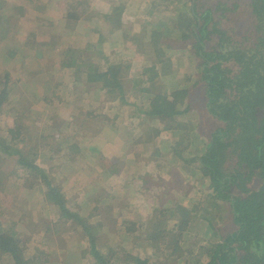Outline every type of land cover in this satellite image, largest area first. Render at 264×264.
Listing matches in <instances>:
<instances>
[{"label": "trees", "instance_id": "1", "mask_svg": "<svg viewBox=\"0 0 264 264\" xmlns=\"http://www.w3.org/2000/svg\"><path fill=\"white\" fill-rule=\"evenodd\" d=\"M26 1L31 13L58 2ZM137 1L148 9L142 37L139 26L122 17L116 0L99 1L100 22H110V34L101 24L89 26L97 15L86 11L84 0H66L61 29L68 36L69 22H76L88 35L83 47L66 37L57 41L54 35L35 32L26 33L22 46L11 32L18 16L9 8L0 12V43L7 45L0 50V115L11 97L10 69L15 61L23 62L24 81L46 71L60 73L55 85L43 84L40 99L52 111L56 103L73 107L68 112L60 109L61 120L53 115L51 124L30 130L17 111L22 103L17 100L10 108L12 122L0 127V198L37 190V212L47 214L41 213L44 205L55 214L54 221L38 214L23 226L0 220V264H54L49 235L54 234L60 244L61 233L71 228V222L81 230L79 248L71 256L62 251L61 264H264V0ZM16 8L19 14L26 11ZM130 31L134 48L125 46L120 53L112 48V56L105 54L104 44L119 43ZM118 54L132 59L122 62ZM184 56L188 65L182 70ZM135 60L139 68L132 76ZM179 71L185 76L169 85L165 78ZM190 83L204 88L209 131L190 120L176 122L191 111ZM129 94L135 98L132 103L125 101ZM143 95L145 104L140 105ZM117 107L134 112L127 111L120 121ZM121 124L131 145L145 142L142 135L132 137L135 126L155 139L164 134L170 140L168 149L150 150L155 158L169 162L159 168V181L139 176L138 183L132 189L126 184L127 193H122L129 214L135 208L127 202L131 193L140 194L142 202L144 196L151 197L141 228L117 212L114 197L94 199L102 186L95 184L85 198L71 205L55 179L64 162L82 171L88 157L98 160L94 143L105 142L100 153L106 154L120 136ZM89 127L98 133L86 138ZM6 164H14L15 170L6 173ZM98 165L104 179L119 173L113 163ZM180 166L196 180L188 205L167 198L172 168ZM76 208H88V213ZM36 230L43 236L31 247L23 236ZM137 246L143 254L134 250ZM69 258L75 260L68 263Z\"/></svg>", "mask_w": 264, "mask_h": 264}, {"label": "rangeland", "instance_id": "2", "mask_svg": "<svg viewBox=\"0 0 264 264\" xmlns=\"http://www.w3.org/2000/svg\"><path fill=\"white\" fill-rule=\"evenodd\" d=\"M66 0H58L57 4H52L47 6L46 9L43 11H36L33 10V13L29 10L28 4L26 0H0V12L3 10H7V8L11 9V14L15 13L18 16V21L13 22V28L11 29L13 38L16 37L21 45L23 46L22 38L28 32H35L37 34H44V35H54L57 38V41L66 37L68 41L76 46V47H83L87 42L88 35L79 31V28L76 27V22H69L70 24V31H67L68 36L65 35V32L61 29L62 23V13H63V4ZM86 2V11L88 13L95 14V18L91 20L89 26L99 27L101 24V28L104 33L107 32L110 34V29L112 28L110 22L103 21L100 22L101 18V4L99 3L100 0H84ZM117 6H119V11L122 12V17L127 19L128 21H134L136 25L139 26L137 30L139 32V36L145 35V28L144 22L146 20L145 14L148 12L147 7H144L145 4L142 2H138L137 0H130L126 3H120L119 0H116ZM17 6L25 7L26 11L24 14H19L17 10ZM122 10V11H121ZM8 11V10H7ZM117 11V12H119ZM9 12V11H8ZM154 18H156L154 16ZM58 24H60L58 26ZM0 26H3V22H0ZM65 27V26H64ZM3 28V27H2ZM109 30V31H108ZM132 31L129 32L130 36L124 35V37L130 38H121L119 43H115L112 45L104 44L103 51L109 57L112 55L110 51L112 48L117 52H121L125 46H132L134 48V35H131ZM134 32V31H133ZM132 36V37H131ZM133 41V42H132ZM176 44V43H174ZM176 47V46H175ZM7 48L5 43H0V50H4ZM59 48V46H58ZM29 51H31L29 49ZM120 55V60L122 62H127L129 59H132V56H122L118 54L116 57ZM140 57L139 59H141ZM137 58V60H139ZM180 68L184 69V65H188V61L186 57H180ZM137 60L132 62V66L130 69V75H134L136 71H138L139 65ZM16 65L14 68L10 69V87L12 88L11 97L9 100V104L3 109V112L0 115V127L3 129L7 126L8 123L12 122L14 112L10 110L11 106L16 104L15 101L19 100L21 103L19 111L23 115V121H25L26 126L31 130H36L37 128L41 130V127L44 124H51L50 120H53V115L56 116L57 119L61 120V115L59 113L60 109L63 110H71L73 107L66 106V104L56 103L57 109L52 111L51 107L48 106L44 101L40 99L42 93L43 84L47 83L48 85H55L56 81L60 78L58 75H61L58 72H50L46 71V74L43 76L35 75L31 77L29 81H24L23 78L20 76V72H23V62L15 61ZM138 65V66H137ZM184 71H179L174 75L168 76L165 78V81L169 83V85H175L178 83L180 79L183 78ZM63 80L68 79V74H63ZM167 79V80H166ZM194 81V79H192ZM191 93H190V104H191V111L183 117H179L176 122H183L186 123L187 121H191L195 123L196 127H203L206 131H209L212 128V124L208 121V115L206 114L205 109V100H204V88L202 84H193L190 83ZM27 92H31L35 95V99L32 100L28 98ZM62 93V92H60ZM146 96L143 95L140 97V101L138 103L140 105L145 104ZM125 101L127 103H132L135 101V98L132 94L126 96ZM119 110V119L122 121V116L128 113L134 112L133 109L127 110L125 108L117 107ZM139 109V108H138ZM56 112V113H55ZM136 120H133L135 123ZM55 123V122H54ZM75 123V121H74ZM78 124V123H76ZM131 124L130 126H132ZM124 125H120V136L115 138V143L113 146H108L107 153H100L101 148L104 144L94 143L96 146H92L98 150L99 155L96 160L94 157H88L87 166L82 171H78L68 165L67 163H62L61 167L59 168V173L55 176L56 181L62 187L64 194L69 198V204L74 205L75 203L78 204L81 199L85 198L88 192L93 189V186L100 185L102 186V190L97 192L94 195V199L98 202H102L104 198L107 197H114L113 203L117 212L124 217H127L130 222L135 223L136 227L138 226L141 228L145 217L147 216V208L148 204L147 201H152L150 196H144L145 202L140 201V194H133L129 195L130 199L127 201L129 202L130 206H134L133 213L129 214L127 208L124 207V203L122 200V193L126 190L125 185L128 184L129 188L132 189L134 184L138 183L136 177L143 176L144 178L147 175L152 176L153 182H158L159 179L157 178L158 170L160 167L168 166L167 160L164 157L155 158L153 156V152L150 153L151 149L156 148L168 149L170 147V140L164 134L162 137H158L157 139L151 134V132H143L139 127L135 126V132L133 133L132 137L136 138L137 136L142 135L145 138L144 143H139L135 145L129 144L126 133H124L123 128ZM39 130V131H40ZM95 133H98V130L93 127H89L85 130V137L91 138ZM125 154V156H123ZM122 155V156H121ZM98 162H102L104 165H109L113 163L119 170L117 175L111 177L110 179H104L101 176V170L97 166ZM56 164H61L60 162H56ZM14 164L8 165L6 164L4 170L6 173H9L12 170H15ZM163 167V168H164ZM144 170V171H143ZM174 173L169 176L168 183H169V193L167 194V198H179L180 202L183 205L189 204V198L194 195L195 192V184L196 180L195 177H188L186 176V169L183 167H175L172 168ZM174 182H177L176 184ZM186 182V183H185ZM185 183V187H184ZM124 184V186H123ZM193 184V185H192ZM254 185H256L254 183ZM92 191V190H91ZM126 192V191H125ZM124 192V193H125ZM127 193V192H126ZM34 198L32 200V194L29 195H22L17 196L14 198L7 197V199L2 200L0 198V220L10 219L21 224L23 226L27 220H34L35 217L40 214L38 213V203H39V195L37 190L33 191ZM92 207V205H91ZM90 207V208H91ZM89 208V206H88ZM88 208H78L79 211L84 214L88 213ZM76 208L75 211L78 210ZM41 213L47 214H40V215H47L49 221L55 218V214L52 211V207H44L42 205ZM71 228L67 232H63L61 238L63 242L58 244L54 239V234H50V240H53V248L55 252L54 257V264H61L64 262L62 257V251L68 256L73 255L76 251H78V243H79V234L81 233L80 229H76V226L73 222L70 223ZM42 233L36 230L33 233L24 234L23 240L26 243L33 247L35 245H39L41 242ZM112 240L115 239L114 235L110 236ZM108 239V238H107ZM136 251H140V247L137 246L134 248ZM143 254L142 251L139 252ZM75 260V259H74ZM72 259H68V263L74 261ZM73 264V263H70ZM83 264H87V261H83Z\"/></svg>", "mask_w": 264, "mask_h": 264}, {"label": "crops", "instance_id": "3", "mask_svg": "<svg viewBox=\"0 0 264 264\" xmlns=\"http://www.w3.org/2000/svg\"><path fill=\"white\" fill-rule=\"evenodd\" d=\"M34 195H35V194L32 193V200H33V198H34ZM61 235H62V233H61Z\"/></svg>", "mask_w": 264, "mask_h": 264}]
</instances>
